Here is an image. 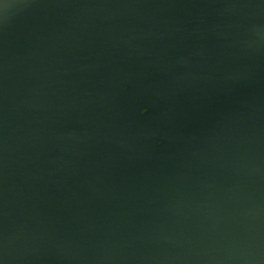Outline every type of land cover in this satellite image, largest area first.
<instances>
[{"label": "water", "instance_id": "1", "mask_svg": "<svg viewBox=\"0 0 264 264\" xmlns=\"http://www.w3.org/2000/svg\"><path fill=\"white\" fill-rule=\"evenodd\" d=\"M0 264H264V0H0Z\"/></svg>", "mask_w": 264, "mask_h": 264}, {"label": "snow or ice", "instance_id": "2", "mask_svg": "<svg viewBox=\"0 0 264 264\" xmlns=\"http://www.w3.org/2000/svg\"><path fill=\"white\" fill-rule=\"evenodd\" d=\"M147 111V109H142V111L141 112H146Z\"/></svg>", "mask_w": 264, "mask_h": 264}]
</instances>
